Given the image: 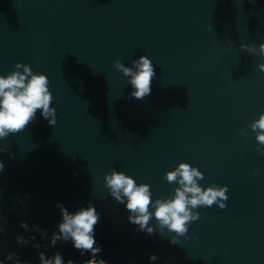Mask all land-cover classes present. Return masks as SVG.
Wrapping results in <instances>:
<instances>
[{
  "label": "clouds",
  "instance_id": "obj_1",
  "mask_svg": "<svg viewBox=\"0 0 264 264\" xmlns=\"http://www.w3.org/2000/svg\"><path fill=\"white\" fill-rule=\"evenodd\" d=\"M243 50L255 54L257 49L252 45L242 44ZM259 54L264 57V43L259 45ZM114 67L128 77V83L133 89L130 97L143 100L151 94V84L156 76L155 66L146 55L132 61V66H125L120 60L114 62ZM258 68L264 72V63ZM49 79L43 73H34L30 65L17 62L14 70L6 75H0V140L6 139L24 131L27 126L36 119L37 111L48 121L50 126H55L56 109L51 106L53 96L49 90ZM249 128L255 133L258 143L257 151L264 155V111L260 112L257 119L249 124ZM242 135H247L242 131ZM4 152L0 150V153ZM4 163L0 161V171H3ZM164 180L175 183L171 198H157L152 200L151 186L147 183L137 184L135 179L124 172L111 169L104 176L105 187L110 196L120 204H124L129 212V222L137 225L139 231L153 234L154 227L150 221L155 218L157 227L162 232L165 228L169 233H175L170 243H178L176 237L184 236L188 232L190 223L200 219V213L195 211L199 207L210 208L217 204L221 209L226 208L228 200V187L209 185L206 188L199 181L204 175L197 167L187 162H180L174 169L164 174ZM60 209L62 221L58 223V231L53 232L50 244L54 247L57 241L72 242L73 247L80 252L81 256L91 253V258L79 262V264H108L104 259H97L102 251L101 246L95 240V225L99 222V214L96 208L89 204L75 212H70L62 203H57ZM20 226L28 229V224L21 221ZM35 227V226H34ZM36 231L46 233L36 227ZM0 232L3 229L0 228ZM34 240L35 237H29ZM17 243L24 245L27 240L20 236L16 237ZM40 248L41 245H34ZM7 260H15V264H28L22 262L18 254L10 252L5 257ZM155 254L149 255L150 261L157 260ZM40 264H65L64 257L59 253H53L46 257L44 252L39 253ZM0 264H4L0 260ZM67 264H77L69 259Z\"/></svg>",
  "mask_w": 264,
  "mask_h": 264
}]
</instances>
